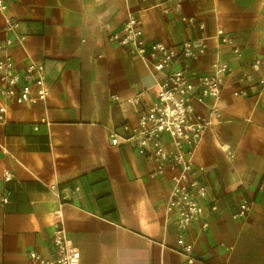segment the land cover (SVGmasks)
<instances>
[{"label": "crops", "instance_id": "1", "mask_svg": "<svg viewBox=\"0 0 264 264\" xmlns=\"http://www.w3.org/2000/svg\"><path fill=\"white\" fill-rule=\"evenodd\" d=\"M1 1L0 59L43 65L48 95L34 104L0 98V264H29V251L53 257L58 206L80 264H264V0L183 1L180 8L171 0L155 7L143 0ZM129 11L140 12L147 42L176 53L185 41L203 48L173 70L195 78L216 62L231 67L220 97L195 105L211 124L193 161L205 170L206 205L215 201L218 209L205 208L185 233L192 263L175 250L179 232L165 209L174 172L152 177L151 158L109 138L124 123L135 125L157 90L159 75L108 40ZM9 18L18 28L5 32ZM218 29L231 42L220 43ZM134 96L140 103L126 104ZM243 200L250 210L235 216Z\"/></svg>", "mask_w": 264, "mask_h": 264}, {"label": "built area", "instance_id": "2", "mask_svg": "<svg viewBox=\"0 0 264 264\" xmlns=\"http://www.w3.org/2000/svg\"><path fill=\"white\" fill-rule=\"evenodd\" d=\"M143 1H154L151 7L162 3L160 0ZM171 1L180 8L183 1L203 0ZM4 8L5 5L0 0V10ZM137 13L129 11L121 31L110 32L108 40L141 60L153 76L159 75L155 100L138 112L135 125L124 123L119 129L111 130L109 138L113 146L128 145L139 155L151 158L156 165L150 174L152 177L164 174L166 168L174 172L165 209L173 215L179 232L175 250L192 263L195 260L193 246L186 242L185 233L190 226L201 220L205 208L210 212L218 209L215 201L206 205L208 188L201 178L205 170L193 161L194 153L211 124L208 118L196 111L195 105H203L208 99L215 101L220 97L231 74V67L227 62H216L212 65L211 72L195 78L184 70H173L171 67L175 61L180 58L196 59L203 48L196 50L192 42L185 41L179 53H176L162 42H147L140 28V12ZM188 21L194 20L189 18ZM198 27L203 29L204 24L201 23ZM17 28L18 22L5 19V32L15 31ZM216 37L222 44L231 42L229 35L222 29L217 30ZM16 38L20 44L25 39L23 35H17ZM10 44L11 40L7 39L5 46ZM259 64L260 60H255L252 66L258 68ZM45 78V69L40 63L29 61L21 68L11 57L5 56L0 59V98L30 104L45 101L48 95ZM257 87L256 84L251 86ZM139 103V96L126 101V104L133 106ZM5 113L6 105L2 103L1 122L5 121ZM10 178L11 175L6 173L5 181ZM1 201L7 203V196H3ZM249 210L250 202L243 200L235 216H244ZM53 217L56 219L51 236L54 256L44 258L35 251H29V264H80V251L73 246L62 226L60 206L53 211ZM206 227V222H203L202 228Z\"/></svg>", "mask_w": 264, "mask_h": 264}]
</instances>
